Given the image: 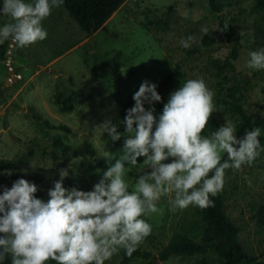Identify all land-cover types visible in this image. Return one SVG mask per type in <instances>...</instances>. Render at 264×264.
I'll return each instance as SVG.
<instances>
[{"label":"rangeland","instance_id":"1","mask_svg":"<svg viewBox=\"0 0 264 264\" xmlns=\"http://www.w3.org/2000/svg\"><path fill=\"white\" fill-rule=\"evenodd\" d=\"M250 1L224 0L220 15L236 24L240 33V55L234 64L236 71L248 75L261 72L252 80L245 109L248 114L263 119L264 70L246 66L249 53L254 51L252 43L256 30L250 26L247 16L240 17L238 11L246 8ZM2 3L0 0V7ZM9 22H12L10 17L0 15V27ZM42 25L48 33L45 40L20 48L9 39L5 59H0V159L28 154L30 139L39 137L33 111L56 126L69 127L70 133L61 129L51 131L61 134L71 145L65 162L52 163L36 151L34 157L18 165V176L30 178L45 201L48 189L60 179V169L68 171L64 187L87 191L107 168L103 155L117 158L121 155L123 140L115 149H109V137L94 126L109 117L113 122L119 120L118 111L132 99L143 81L157 84V91L163 98H168L170 92L189 79L203 78L214 92L215 82L209 75L210 61L222 59L226 54L225 44L193 55H187L180 45V39L188 36L195 37L192 46L199 44L205 34L222 40L218 14L210 10L208 0H125L106 21L105 27L88 37L61 6L53 8ZM205 28L207 33L202 31ZM177 66L182 76L177 75ZM11 70L18 76L14 77ZM57 87L62 99L65 88L90 94L91 98L60 113L54 104ZM225 121L231 120L215 108L202 135H209ZM259 139L264 148V140ZM263 161L264 151H261L251 166L233 169L225 177L222 189L227 197L226 213L240 230V243L261 259H264L261 255L264 252V228L256 223L255 209L264 200V169L260 166ZM138 174V167L126 166L129 190ZM0 186L11 187L3 172H0ZM157 206L162 209V214L144 217L151 224L152 233L141 244L142 249L154 258L151 261L138 258L134 264H195L201 255L158 258V251L168 243L189 208L171 211L168 197H162ZM120 259L119 252L105 264H118Z\"/></svg>","mask_w":264,"mask_h":264},{"label":"clouds","instance_id":"2","mask_svg":"<svg viewBox=\"0 0 264 264\" xmlns=\"http://www.w3.org/2000/svg\"><path fill=\"white\" fill-rule=\"evenodd\" d=\"M63 2L3 0L0 15L12 22L0 27V44L11 39L24 48L45 40L42 21ZM193 43V36L180 39L185 49ZM249 57L248 68L264 70V48ZM214 96L203 78L189 79L169 93L157 116L154 104L162 97L157 84L145 80L122 121L113 123L109 117L94 126L113 142L124 139L118 158L103 155L107 168L91 190L64 187L66 169H60L46 201L35 195L38 186L24 178L10 188L0 186V261L105 264L121 249L131 257L151 235L152 226L142 217L162 214L157 206L162 197H168L171 211L214 206L210 196L222 191L225 171L251 166L264 151L259 127L238 138L236 124L225 121L202 135L215 110ZM223 153L227 159L222 162ZM128 165L139 168L131 190L125 178Z\"/></svg>","mask_w":264,"mask_h":264},{"label":"trees","instance_id":"3","mask_svg":"<svg viewBox=\"0 0 264 264\" xmlns=\"http://www.w3.org/2000/svg\"><path fill=\"white\" fill-rule=\"evenodd\" d=\"M124 2L125 0H64L61 7L85 37H88L97 29L105 27L106 21ZM208 6L212 12L218 14V26L222 32V40L211 38L205 34L199 44L183 49L187 55H193L202 50H208L213 46L226 45L224 57L222 59L214 58L210 61L209 75L215 82V108L221 115L236 124L238 138L242 137L246 130L251 131L254 127H259L261 129L260 137L264 140V118L248 114L245 109L248 94L252 88V80L257 78L261 72H254L248 75L236 71L234 64L239 58L241 49L240 33L237 26L226 21L220 15L225 6L224 0H208ZM238 11L240 17L247 16L250 26L256 30L252 43L253 50L256 51L263 48L264 0H251L246 8H240ZM225 25L228 27L225 28ZM8 41L0 47L1 60L5 59ZM176 68L177 75L182 76L179 67L177 66ZM61 96V90L57 87L54 95V104L60 113H66L91 98L90 94H84L74 88H65L63 99ZM167 100L168 98L162 97L161 102L154 104L157 116L162 112L163 104ZM133 105V99L126 101L118 111L120 119L113 123L122 121L126 115V110ZM145 107L147 108L148 105H145ZM33 117L36 120L39 137L30 139L29 144L31 146L28 148V154L18 155L14 159H0V172L6 174L11 186L13 181L23 178L17 174L18 165L25 163L27 158L34 157L36 151L42 158H49L52 163L65 162L71 151V145L63 140L61 134L51 132L61 129L66 133H70L69 127L63 124L56 126L38 112L33 111ZM118 131L124 132L122 125L118 128ZM123 139L124 137L122 136L120 140L113 142L108 138L107 147L115 149ZM226 159L227 154L223 153L222 162ZM260 166L264 169V161ZM232 170L231 168L227 169L225 177ZM209 175H212V173H209ZM24 179L33 182L30 178ZM35 195L41 198V191L38 190ZM226 198V194L222 190L216 196H210V199L214 201V206L201 209L195 205H190L188 212L178 224L177 230L168 243L158 251V258L167 260L172 256L190 257L201 255L195 264H264V259L248 252L240 243V230L226 213ZM255 218L257 225L264 228V200L257 204ZM146 221L149 223L147 219ZM261 255H264V252ZM120 257L118 264H134L138 258L148 261L154 258L150 252L142 249L141 245L131 257L127 256L125 251L121 249ZM0 264H11L10 257L0 261ZM48 264H55V262L49 261Z\"/></svg>","mask_w":264,"mask_h":264},{"label":"built area","instance_id":"4","mask_svg":"<svg viewBox=\"0 0 264 264\" xmlns=\"http://www.w3.org/2000/svg\"><path fill=\"white\" fill-rule=\"evenodd\" d=\"M12 71V70H11ZM12 75L14 76V77H16V76H18L17 74H14V72L12 71ZM10 78V77H9ZM9 78H7V80H10Z\"/></svg>","mask_w":264,"mask_h":264}]
</instances>
